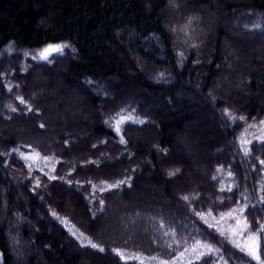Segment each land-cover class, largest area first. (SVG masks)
Wrapping results in <instances>:
<instances>
[{
	"label": "trees",
	"instance_id": "1",
	"mask_svg": "<svg viewBox=\"0 0 264 264\" xmlns=\"http://www.w3.org/2000/svg\"><path fill=\"white\" fill-rule=\"evenodd\" d=\"M240 13L264 31V0H0V264L22 243L25 264H264V41L242 60L217 25ZM41 76L79 109L64 127Z\"/></svg>",
	"mask_w": 264,
	"mask_h": 264
},
{
	"label": "rangeland",
	"instance_id": "2",
	"mask_svg": "<svg viewBox=\"0 0 264 264\" xmlns=\"http://www.w3.org/2000/svg\"><path fill=\"white\" fill-rule=\"evenodd\" d=\"M180 3V2H179ZM200 8V6H198ZM170 8H173V4L172 2L168 1L166 4V8L165 11L170 13ZM165 17V16H164ZM217 17H215V19L217 20ZM244 18V14L240 13L239 15L236 16V18L234 20H230L227 16L224 17V19L217 24L219 26H221L222 28H225L226 31H228L232 37H234L235 39H241L242 37V41L246 44H248L249 46L246 48L245 47V51H241L238 52V58L242 60H247V61H253L256 60V62H260V60L257 59V57H255L254 53H257L256 56H262L263 52H260L261 49V45L263 44L264 41V31H262L260 34L254 35V34H250V33H244V29L241 27V20ZM167 20V19H166ZM216 20L211 19V24H207V28L210 29V27H215L216 24ZM243 31V32H242ZM243 33V35L241 34ZM243 43V44H244ZM250 45L252 47H256V48H250ZM257 45V46H255ZM57 47V45H51L50 47H47L44 49V51L46 49L49 48H55ZM44 53V52H43ZM264 54V53H263ZM42 56V52L40 54ZM43 57V56H42ZM251 70V69H249ZM34 73V72H33ZM43 76V75H42ZM36 77L35 79H33L32 82V87H38L41 86V89H39L40 93L37 92L38 94H43L46 93L47 96H49L51 99L54 100V102L50 103L49 105L45 102V104L42 106L43 108V116L45 114V118L48 119L49 117H51V119L48 120V123L50 122L52 124V122H59L60 121V125L62 127H64L65 122L73 119L75 116L78 115L79 113V109L76 107V103L69 98L68 96H64L62 94H60V92L55 88V86H52V83L49 81V79L44 80L43 77ZM44 80V81H42ZM230 82L227 81L226 78H224L223 83L221 81L220 84L221 86H228L229 89H234V91L237 92H242L241 91V86L239 87V83L238 81H233V80H229ZM221 86H219V88H221ZM227 92V91H225ZM254 91H251V94ZM255 94H257L258 92H254ZM243 94L245 96H249V91L245 90L243 92ZM60 95V98H54L55 96ZM49 102V101H48ZM74 102V103H73ZM49 108L52 110L51 111V115L49 116V114L47 113V110H49ZM94 110H91V114ZM46 112V113H45ZM90 112V110H89ZM26 123V122H25ZM49 127L47 128V130L51 129L50 124L48 125ZM207 128H210V126H207ZM19 134H21L20 136H30L31 135V124H27L26 128L23 129H18ZM210 134H213L214 131L212 130L211 132H209ZM17 134V133H16ZM47 138H49L50 140L48 142H52L51 140L55 141L54 138H51L50 136H47ZM194 138V144L191 146L187 145V149H184L183 145L181 147H183V151L187 154V156L190 154H195L194 152L196 151V148L198 147V152L201 154V146H200V142L203 141L202 139V134L198 133V137L196 138V135H193ZM184 141L189 142V140L185 139ZM180 145V137H178V141L176 143L177 146ZM198 145V146H197ZM176 148V146H175ZM178 149V148H177ZM176 149V150H177ZM188 156V157H189ZM190 158V157H189ZM191 164L190 165V169L193 172V180L194 181H198L201 182V178L204 177V172H205V166L201 167L199 165V163L197 162V159L195 157L191 158ZM197 175L200 176V178H197ZM203 180V179H202ZM229 218H233V222L229 225V234L232 235L231 238L235 239L239 238L240 242L242 243V239L244 238V227L242 225H240L238 223V221L236 220V214L235 213H230L228 216H226L224 219L227 220ZM111 219H113L114 224L116 223L115 217H111ZM121 229H126L125 225L121 228ZM120 229V230H121ZM119 229L116 230L117 235H119L121 233ZM112 232V228L111 225H109L107 228H103L100 231L101 235H105V234H109ZM253 237L255 238L253 240ZM244 240V247L246 248L245 250L249 252L250 254V248H255V251L258 255V241L257 238L254 235H250L249 237H246L243 239ZM33 251H37L35 248L31 249L29 247L28 244L26 243H22L19 244L18 247L14 246V252L18 253L19 256V260L21 261V264H25L26 258L28 256L29 253L33 252ZM253 257V255H251Z\"/></svg>",
	"mask_w": 264,
	"mask_h": 264
},
{
	"label": "snow or ice",
	"instance_id": "3",
	"mask_svg": "<svg viewBox=\"0 0 264 264\" xmlns=\"http://www.w3.org/2000/svg\"><path fill=\"white\" fill-rule=\"evenodd\" d=\"M61 50H62V49L59 48V47L46 49V50L44 51V53H43V58H44V59H47V58H48V55H49L51 52H60ZM120 122L122 123L123 121H120ZM117 131H119V128H117ZM254 239H255V238L253 237V240H254ZM89 243L91 244V241H89ZM91 246H92L93 248L98 247L96 244H91ZM102 250H103V249H101V251H102ZM250 254L253 255L257 260L260 259L259 255H257V253H256L254 247H253V248H250Z\"/></svg>",
	"mask_w": 264,
	"mask_h": 264
}]
</instances>
